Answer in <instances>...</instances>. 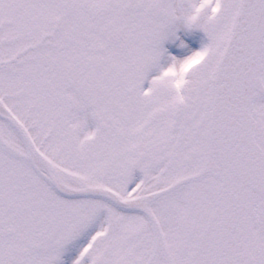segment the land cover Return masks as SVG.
<instances>
[{
  "label": "snow or ice",
  "instance_id": "6c2138e0",
  "mask_svg": "<svg viewBox=\"0 0 264 264\" xmlns=\"http://www.w3.org/2000/svg\"><path fill=\"white\" fill-rule=\"evenodd\" d=\"M0 264H264V0H0Z\"/></svg>",
  "mask_w": 264,
  "mask_h": 264
}]
</instances>
